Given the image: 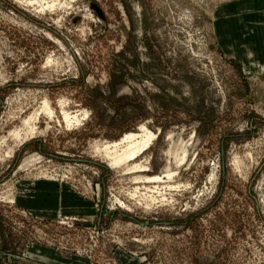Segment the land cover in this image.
<instances>
[{"label":"rangeland","instance_id":"1","mask_svg":"<svg viewBox=\"0 0 264 264\" xmlns=\"http://www.w3.org/2000/svg\"><path fill=\"white\" fill-rule=\"evenodd\" d=\"M235 1L0 0V264H264V63L218 33Z\"/></svg>","mask_w":264,"mask_h":264},{"label":"crops","instance_id":"2","mask_svg":"<svg viewBox=\"0 0 264 264\" xmlns=\"http://www.w3.org/2000/svg\"><path fill=\"white\" fill-rule=\"evenodd\" d=\"M221 9L222 14L216 19L221 39L230 38L233 41L230 46L233 53L238 51V54L240 53L239 55L246 59L254 57L256 61L264 63V0H236ZM234 43L236 46H233ZM36 252L42 254V250H36ZM42 258L43 261L46 260L43 255ZM53 263L89 264L83 259L76 258L74 261L64 257L56 259Z\"/></svg>","mask_w":264,"mask_h":264},{"label":"bare ground","instance_id":"3","mask_svg":"<svg viewBox=\"0 0 264 264\" xmlns=\"http://www.w3.org/2000/svg\"><path fill=\"white\" fill-rule=\"evenodd\" d=\"M64 118L68 122H70L72 120V119H69L68 114H65ZM154 137H155L154 134L148 133V132H145V134L142 137L135 135V134H129V135L125 136L124 139H122L120 142L114 143L113 147L106 149L105 154L107 155L108 158H110L111 164L114 167H119L122 165L124 166L128 162H135L141 156V154H143L145 152L146 148H148V146H150L149 144L153 141ZM139 138H141V139L138 142ZM123 145L125 146V151L118 154L117 149L121 148ZM113 148L115 150H114V152H111V150ZM122 151H123V149H122ZM132 166H133L132 168H130V169L128 168V169H129V172H133V173L140 172L145 168L141 164L138 165L135 163L134 164L132 163ZM140 179H141V177L136 179V180H140ZM161 179L162 178L158 177V176H156L152 179L147 178V180L151 181V182L160 181ZM138 199H140V198H138ZM150 204H148V202H146V207L150 208V206H151Z\"/></svg>","mask_w":264,"mask_h":264}]
</instances>
